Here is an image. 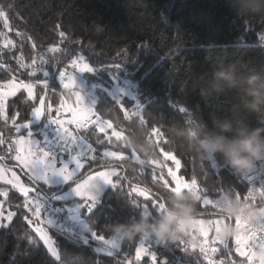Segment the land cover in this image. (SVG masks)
I'll use <instances>...</instances> for the list:
<instances>
[{
  "label": "trees",
  "instance_id": "16d2710c",
  "mask_svg": "<svg viewBox=\"0 0 264 264\" xmlns=\"http://www.w3.org/2000/svg\"><path fill=\"white\" fill-rule=\"evenodd\" d=\"M0 12L4 13L0 15V83L18 80L36 85L34 98L21 90L8 97L0 109V160L5 164L13 163L17 136L31 130L39 138L46 129L44 125H55L49 117L56 119L60 103L58 92L63 87L59 71L65 72L66 79L73 70L72 60L81 57L96 69L84 73L94 88L92 112L110 120L113 126L105 132L81 127L76 140L91 144L94 151L85 149L78 155L86 160V174L120 167L113 176L116 187L109 185L90 212L83 209L86 224L95 222L97 235L110 239L112 225L140 219L145 205L151 217L159 215L154 206H166L168 192L175 186L169 169L188 183L193 177L197 179L201 199L196 217L221 215L217 208L203 203L205 198L214 202L225 190L244 196L248 184L242 175L233 173L219 156L215 167L213 161L200 160L181 147L168 129L200 118L211 127L212 111L232 115L229 110L235 93L205 100L197 76L221 63L237 62L243 71L264 64V13L237 16L233 0H0ZM123 80L134 86L135 97L124 94L117 101L111 89ZM64 93L71 104L75 95L65 88ZM42 95L46 101L43 121L18 130L19 123L30 119ZM136 103L142 107L134 111ZM181 107L188 115L178 110ZM233 119L251 127L264 126L255 114L241 113ZM130 138L151 145L152 150L145 153L130 147ZM106 152L116 155H104ZM165 152L181 161L179 169L175 161L164 156ZM35 184L50 202L61 204L52 199L53 191L38 181ZM178 184L173 191L187 188L179 189ZM0 199L4 201L3 212L6 207L13 212L11 219L0 226V264H57L36 231L38 226L22 207L26 196L0 181ZM54 220L57 227H41L48 229L55 247L83 253L92 264H127L126 257L137 256L141 247L143 237L111 248L86 228L76 225L83 231L76 234L68 231L61 219ZM230 221L233 224L234 218H227V223ZM231 239L223 241L240 261ZM144 247L148 251L140 255L149 258L156 252L161 264L189 260L181 242L164 246L150 235Z\"/></svg>",
  "mask_w": 264,
  "mask_h": 264
},
{
  "label": "clouds",
  "instance_id": "9594fccd",
  "mask_svg": "<svg viewBox=\"0 0 264 264\" xmlns=\"http://www.w3.org/2000/svg\"><path fill=\"white\" fill-rule=\"evenodd\" d=\"M235 12L240 15L264 13V0H233ZM200 94L205 100L220 98L225 92H233L231 116L219 111L209 113L211 127L203 118L188 121L185 125L173 124L168 131L177 139L181 147L204 161H215L217 156L233 173L247 175L264 162V126L251 127L234 120L241 113L255 114L264 124V64L243 71L237 62L221 63L210 71L197 76ZM130 147L142 152H149L152 146L140 143L135 138L128 140ZM201 196L195 190L170 191L166 197V206L162 214L142 215L130 223H117L111 226L110 239L118 244L130 243L138 237L150 234L162 245L168 246L183 242L187 237L191 247L199 241L191 235L197 226V205ZM218 209L223 217L235 218L248 224L264 221V208H257L247 200L234 196L231 191H224L218 200ZM86 230L93 232L95 222L86 224ZM237 227L232 223H222L217 233L218 239L226 240L237 235ZM57 264H92L83 253L59 250Z\"/></svg>",
  "mask_w": 264,
  "mask_h": 264
},
{
  "label": "snow or ice",
  "instance_id": "6c2138e0",
  "mask_svg": "<svg viewBox=\"0 0 264 264\" xmlns=\"http://www.w3.org/2000/svg\"><path fill=\"white\" fill-rule=\"evenodd\" d=\"M0 15H4V13L0 12ZM63 35H64V33L61 32L60 36L63 37ZM261 39H264V37H261ZM52 50L58 51V49H52ZM69 55H71V53H69ZM81 59H82V57H81ZM33 63H35V61H33ZM71 67H74V68L77 67V61L75 59L72 60ZM107 67L111 69L112 66H107ZM115 67L117 69H119L120 66L115 65ZM95 70H96L95 68L89 66L88 64H83L82 66L79 67V73H85V72L91 73V72H94ZM59 77H60L63 88H65V89L71 88V87L77 88L76 77H69L68 78L70 81L69 83H65V72L64 71H59ZM43 83H44L45 88H47L48 87L47 81L44 80ZM7 87L9 88L8 92H4L2 89H0V109H3V107H4L5 97L15 95L16 90L18 88H20L21 85L15 83V82H12V83H9L7 85ZM23 87L28 90L29 94L32 93V85L23 84ZM76 97H77V104L81 103L82 97H81V92L79 89L76 93ZM117 101H119V99ZM40 103H41V107L35 108L34 111L32 112V115L36 118L45 117L44 112L42 111L43 100H41ZM135 107L137 109H140L142 107V105L137 103L135 105ZM91 108H93V107H91ZM68 110L73 112V121L72 122L76 123L78 127H83L92 118V116L90 115V108H72L71 106H68ZM178 110L180 112L184 113L185 115H188V112L185 108L181 107ZM49 119L51 120V122L53 124H55L57 126V129L60 133L59 143H58L56 149L55 150H48V149L40 147L39 144L34 139L31 138V132H29V133H27L28 143L30 145H34L36 147V151L33 152L31 150V147H29L28 149H24L23 147H21L18 151L21 153L27 151L29 153L30 158H29V156L16 155L15 160L20 162L24 168L29 169L30 172L32 173V175L37 180H39L41 182L48 183L50 176H60L63 178V181L65 183H67L71 180L74 173L81 168V163H80V160L77 158V155L83 154V151L85 149H87L88 151H94V149L92 148L91 144L85 143L83 140L77 141L69 133L68 129L63 126L65 121H62L60 119H52L50 117H49ZM29 126H30V121H28L27 124H24L21 127L23 129H25ZM105 127L111 128L112 125L110 123H108L107 125L101 124L99 130L101 132H103ZM118 134H119V132H115V135L117 137L120 136ZM24 142L25 141H24L23 137H21V140H20L21 145H23ZM104 155L115 156L116 153L115 152H110V153L106 152V153H104ZM132 155L134 157H136V154L134 151H133ZM65 156H67L69 158L67 161H65V159H64ZM164 156L175 161L176 168L177 169L180 168L181 161L179 159H177L175 155H171L168 152H165ZM136 159L138 160V162L141 165L144 164V161L140 160L139 157H136ZM69 163L75 164V169L73 171L68 170L69 169ZM153 163H156V162L153 161ZM212 167H215L214 161H213ZM168 174L175 181V186L172 187L170 189V191H173L174 189H176L178 182H180L181 184H186L189 186V187L185 188V190L197 191V183L198 182H197V179L195 177H193L191 179V182L188 183L187 181L182 179L181 176L177 175V173L175 171H172L171 169L168 170ZM111 175H112V173L101 171L95 177L89 176L88 178L84 179L83 183H80V182L76 183V186L74 187V191L77 194V196H79L82 199H85L86 201H90V203H88L87 207H86L87 211L90 212L92 210V208L95 207L96 196L94 194V190L97 188L99 182L102 181L106 184H111L113 187H116V185L113 184V182L110 178ZM165 184H167V181H165ZM21 191L23 192V194L25 196L28 195V189L22 188ZM35 191L37 193L35 212H36V215H39L41 208H44V205L41 204L39 189H36ZM248 195L251 196L252 192H249ZM237 197L239 198V196H237ZM203 203L205 205H212L213 208H218V202L214 203L212 199L205 198L203 200ZM81 207L84 208L85 205L81 204ZM164 209H165V205L163 203H160L158 206H154V210L158 211L159 214H162ZM143 215H145V216L151 215L147 205H145L143 208ZM9 219H11V216H9ZM226 219H227V217H223L221 219H217L215 221L209 222L210 225H213L215 227L216 234L218 233V231H217L218 226L221 223H224ZM199 222L201 223V225L204 224L203 220H200ZM48 223L52 224V221L49 219ZM235 225H236L237 229H240V228L245 226L239 220H235ZM36 231L41 233V239L44 241V244H46L48 246V251L51 253V256L54 257L55 260L57 261L59 250L57 247L53 246L54 242L47 236L46 233L43 232L42 229L37 228ZM202 231H203L204 236L208 235L207 230L202 229ZM92 234H93L94 238H96L99 241H102L106 246H109L111 248H118L119 247V244L112 239H106L105 236H103V235H97V233L95 231H93ZM142 237L143 238L140 240L141 247L136 252L137 257L140 256L141 251H145V252L148 251L147 249L144 248V242L146 240H149L150 234H145ZM254 237H255V233H253V236L250 238H245V237L241 236L239 233H237V235L235 237V244L237 245L236 250L240 253V255L247 256L248 253L244 250V248H245V246H247L249 244V239H252L253 240L252 246L258 247L260 249L261 259L264 260V243H258L254 239ZM216 239L220 240V239H218V235H216ZM220 241H221V243L224 242L223 240H220ZM184 250L186 251V249H184ZM202 251H203V249H202ZM108 254L111 255L112 253L109 252ZM150 259L152 261V264H161V261L158 259L156 252L150 253ZM163 264H167V262L164 261Z\"/></svg>",
  "mask_w": 264,
  "mask_h": 264
},
{
  "label": "rangeland",
  "instance_id": "374dc122",
  "mask_svg": "<svg viewBox=\"0 0 264 264\" xmlns=\"http://www.w3.org/2000/svg\"><path fill=\"white\" fill-rule=\"evenodd\" d=\"M76 61H77V67H75V68L72 67L73 70L70 71L71 74H67V77L65 79V83L70 82L68 79L69 77H76V85H77V88L81 92L82 102L77 104V97H76V93L78 91L77 88H75V87L67 88V89H69V91H71L75 95V99L72 98L70 100L71 101V107L72 108H90V115H91L93 113L92 112L93 109L91 108L92 104H93L91 94L93 93L94 88H93L92 84H90L85 79L84 73H79V67L82 66L83 64L89 65V63L87 61H85L83 58L82 59L80 58ZM12 82H15V83L21 85V87L16 90L15 95L19 91L25 90V92L31 98H34L36 96V85L35 84L29 83V82H22V81H18V80H15ZM23 84L32 85V93L31 94H29L28 90L23 87ZM8 91H9V88L4 90V92H8ZM111 93L114 94L118 99H120L124 94L130 95V97H135L134 86L128 80H123L122 83H115L114 87L111 89ZM8 97H10V96L5 97V101ZM41 100H43L42 111L45 113V109H46L45 95L41 96V98L39 99V101L37 102L35 107L33 108L32 112L34 111L35 108L41 107V103H40ZM49 107L52 108V105L50 104ZM136 110H137V108L134 107V111H136ZM32 112H31V117L28 120V121H30V125H39L43 121V117L36 118L32 115ZM72 116H73V113H72ZM28 121L19 123L17 125V129L22 130L23 128L21 126L24 124H27ZM51 125L52 124L50 123V124L44 125L43 127L48 128ZM54 126L55 125H53V127ZM112 126H113V124H112ZM29 132H31V138L34 139L40 146V142H41L40 138L35 137L33 131L28 130L26 133L23 132L19 136H17V138L15 139V142H16V154H15V156L16 155L29 156V153L27 151L22 152V153L18 151L21 147H23L24 149H28L29 147H31V150L33 152L36 151V147L34 145H30L28 143L27 133H29ZM21 137H23V139L25 141L23 143V145H21V143H20ZM15 156H14L13 163L11 165H7L0 160V181H2L5 184H9L10 186L16 188L22 194H23V192L21 191L22 188L28 189V195L27 196L31 195L32 193L37 194L35 190L38 189V187L35 184V181H38L39 183L45 185L49 189L50 192L53 191L52 199L55 201L61 202V204H57V206L64 213L66 211L65 216L68 217L70 220H72L80 228H86L85 227L86 222L84 220L82 212H83V209L87 207V204L90 203V201H86L85 199H82L79 196H77V194L74 191V187L76 186V183L77 182L83 183L84 179L88 178L89 176L95 177L101 171L112 173L110 178L113 182V176L120 172L119 166H111V167H104V168H101L99 170H95L92 172H88L86 174L85 173L86 160L83 158V155H77V158L80 160V163H81V168L74 173V175L72 176V178L69 182L65 183L63 181V178L60 176H50L49 182L45 183V182H41V181L37 180L32 175V173L30 172L29 169L24 168L20 162L15 160ZM29 158H30V156H29ZM64 159H65V161H67L69 158L67 156H65ZM74 169H75V164L69 163V169L68 170L73 171ZM83 173L85 174V176L82 175ZM77 177H79V178L77 179ZM75 179H77V180H75ZM109 185H111V184H106L102 181L99 182L97 188L94 190V194L96 196L95 206L97 205V203L99 202L100 198L102 197L104 191L106 190V188ZM182 187H188V185L181 184L179 182L178 188L181 189ZM3 192H6V191L3 190ZM39 192H40V194H43L42 191L39 190ZM81 204H84L85 207L84 208L81 207ZM3 208H4V201L2 199H0V226L3 224V222H5V220L9 221L10 220L9 216L12 217V214H13L12 211L8 210V207L5 208L4 212H3ZM44 213H45V211L41 212L42 219H43ZM34 216L36 217L38 215L35 214ZM221 218H223L222 215H214V216H210V217L198 216V217H196V220L197 221L203 220L204 224L200 225L198 223L197 226L191 230V233L196 232V231L201 232L203 229V230H207L208 233L212 232V233L216 234L215 227L213 225H210L209 222L215 221V220L221 219ZM50 220L52 221V224H50V225H52V226L55 225L57 227L56 221L54 219H50ZM225 222L227 223V219L225 220ZM41 224L45 225L44 223H41ZM41 224L38 223L37 224L38 227L37 226L36 227L42 229L43 232L46 233L47 236L52 240L50 233L47 231L48 229L41 227ZM242 224L245 225L243 222H242ZM220 225L218 226L217 231H219ZM233 225L235 226V218H234ZM45 226H47V225H45ZM237 233H239L241 236H243L245 238L252 237V234L250 233L247 225L238 229ZM39 234L41 235L40 232H39ZM235 237H236V235L232 236L231 246H232L233 252H235L240 257L241 263H244V264H263L264 263V260L261 259L260 249L258 247L252 246V244H253L252 239H249V244L247 246H245V248H244V250L248 253V255L247 256L240 255V253L236 250L237 245L235 244ZM53 246L55 247L54 243H53Z\"/></svg>",
  "mask_w": 264,
  "mask_h": 264
},
{
  "label": "built area",
  "instance_id": "2783aa9c",
  "mask_svg": "<svg viewBox=\"0 0 264 264\" xmlns=\"http://www.w3.org/2000/svg\"><path fill=\"white\" fill-rule=\"evenodd\" d=\"M9 83H0V89L3 91L6 90ZM58 93L60 96V103L56 108V119L65 121L63 126L67 128L69 133L76 139L79 133L78 131L81 127H78L76 123L72 122V112L68 110V106H71V104L64 93V88L59 90ZM91 116L92 118L86 125L83 126V128L95 127L98 131H100L99 128L101 124L107 125L110 123L112 125V122L108 119H103L94 113H92ZM109 129L111 128L105 127L103 132ZM41 134V137H39L41 141L40 147L48 150H55L60 138V133L57 129V126H50L44 129ZM242 178L248 184V189L244 196L239 193L232 194L234 196H239V198L242 200L249 201L257 208H264V162H258L257 169L252 173L242 175ZM249 192H252L251 196L248 195ZM36 197L37 194L35 193L26 196V199L22 205V207L30 214L32 223H34L36 226L38 223H44L45 225L52 227V225L48 223L49 219H61V223L68 231L74 232L76 234H83V231L79 229L72 220L66 217L63 214V211L57 205H54L52 202H50L49 199H47L43 194H40V198L41 204L44 205V208H41L40 214L35 217ZM218 200H215L214 203L218 202ZM43 211H45V213L42 219L41 212ZM243 223L248 226L252 236L253 233H255L254 239L258 243H264V221L257 224H248L246 222ZM57 232L61 234L63 233L62 230H58ZM191 235L197 236L199 243L195 248L191 247L188 243L189 239L191 238L190 236L181 242V250L188 253L189 260L179 261L177 264H244L240 261H237L234 256L230 254L228 245L225 242L221 243L220 240H217L216 234L208 233L207 236H204L202 231H196L191 233ZM184 249H186V251ZM126 260L127 264H152L150 256L149 258H144L142 255L139 257H126Z\"/></svg>",
  "mask_w": 264,
  "mask_h": 264
},
{
  "label": "flooded vegetation",
  "instance_id": "af4514ba",
  "mask_svg": "<svg viewBox=\"0 0 264 264\" xmlns=\"http://www.w3.org/2000/svg\"><path fill=\"white\" fill-rule=\"evenodd\" d=\"M229 223H231V221Z\"/></svg>",
  "mask_w": 264,
  "mask_h": 264
}]
</instances>
